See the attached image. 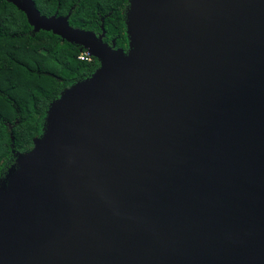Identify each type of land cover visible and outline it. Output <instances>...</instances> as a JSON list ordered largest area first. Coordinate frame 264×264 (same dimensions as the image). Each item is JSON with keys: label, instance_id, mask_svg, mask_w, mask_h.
Segmentation results:
<instances>
[{"label": "water", "instance_id": "water-1", "mask_svg": "<svg viewBox=\"0 0 264 264\" xmlns=\"http://www.w3.org/2000/svg\"><path fill=\"white\" fill-rule=\"evenodd\" d=\"M15 4L100 68L0 180V264H264V0H129L127 51Z\"/></svg>", "mask_w": 264, "mask_h": 264}, {"label": "trees", "instance_id": "trees-1", "mask_svg": "<svg viewBox=\"0 0 264 264\" xmlns=\"http://www.w3.org/2000/svg\"><path fill=\"white\" fill-rule=\"evenodd\" d=\"M25 1L0 0V180L6 184L43 133L48 106L100 68L96 58L78 59L84 47L37 29L15 4ZM30 1L41 16L67 17L71 28L104 33L103 43L128 50L129 0Z\"/></svg>", "mask_w": 264, "mask_h": 264}, {"label": "rangeland", "instance_id": "rangeland-1", "mask_svg": "<svg viewBox=\"0 0 264 264\" xmlns=\"http://www.w3.org/2000/svg\"><path fill=\"white\" fill-rule=\"evenodd\" d=\"M131 5L128 7V8H126V10L124 11V22H125V24L127 23H129V22H131V17H130V13H131ZM46 127V128H45ZM47 127H48V122H46L45 120H44V126H43V130H47Z\"/></svg>", "mask_w": 264, "mask_h": 264}, {"label": "built area", "instance_id": "built-area-1", "mask_svg": "<svg viewBox=\"0 0 264 264\" xmlns=\"http://www.w3.org/2000/svg\"><path fill=\"white\" fill-rule=\"evenodd\" d=\"M78 59H80V60H89V55H87V54L81 55V56L78 57Z\"/></svg>", "mask_w": 264, "mask_h": 264}]
</instances>
